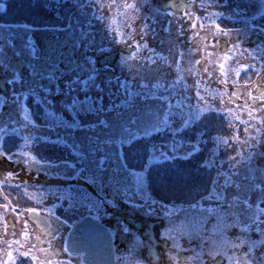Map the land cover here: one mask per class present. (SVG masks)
<instances>
[{"label": "flooded vegetation", "instance_id": "flooded-vegetation-1", "mask_svg": "<svg viewBox=\"0 0 264 264\" xmlns=\"http://www.w3.org/2000/svg\"><path fill=\"white\" fill-rule=\"evenodd\" d=\"M139 1L101 0L104 5L114 4L115 6L105 7L100 11L94 8L93 11H96L98 16L104 17L100 21L81 7V5L91 4L92 0L3 1L4 9L0 10V24L7 23L8 25L11 19L23 22L22 25L25 28L19 29L17 32L21 36L26 35L32 41L37 54L32 57L29 51L24 48L22 40H17L15 47L8 48L7 54L4 56L6 57L5 63L3 67H0V96L6 98L5 104L0 100V126H9L7 136L16 139L8 142L6 147L8 154L16 156L13 150L19 146L24 145L23 147L27 149H34L45 148L44 144H46L51 148H58L62 151L69 150L74 154L75 150L85 155L91 151L96 154V157H99L105 153L103 151L95 152L94 148L98 143L96 136L100 137V149L106 150V139L111 136L110 130L101 125L92 131L88 130L86 126L98 125L101 120L116 124L132 120L131 124L126 123L127 128L134 132L140 130L142 124H139L138 120L141 116L140 113L145 111L144 104L140 106V95H145L139 94L141 89L137 86L132 91L138 92V95L129 97L120 87V82L134 78L136 73L132 69H137L136 71L139 72L140 69L145 68L148 69L143 72L146 79H141L140 83L148 84L151 87L155 80L170 81L174 77L172 70L171 74L167 70L162 74L155 71L157 67L166 68L168 64L155 61L157 49L154 43L162 42L164 40L161 38L162 36H169L166 34L169 33V29L173 32L179 31V34L181 28L187 29L188 27L183 25V21L188 22L189 25L190 23L194 25L195 22V27L199 30L198 21L206 15L213 16L215 14L199 12L203 9L201 7L203 0H193L187 9H165L162 6L172 3L188 4L189 0H147V4L141 8ZM43 2L51 4L54 12L42 13L41 16H38L37 13H26L27 4H37L39 10H42L46 6L42 5ZM126 3H136L139 12L133 13L131 10L121 7ZM48 5L45 9L48 8ZM149 5L151 9H160V13L154 15L149 9ZM186 10L191 13V20L184 16ZM132 16H135V19H130ZM215 16L213 17L218 18V15ZM128 20H131L132 23ZM144 20H149L148 25L150 26L146 39L142 37L143 30L140 29L145 24ZM192 21L194 22L192 23ZM156 25L158 28H155ZM151 28H154L152 32ZM133 29H135L134 32ZM155 35L158 38H155ZM252 36L251 39L264 42V30H258ZM217 39L223 43L222 48L225 50L227 48L225 40ZM180 40L182 39L180 38ZM187 41L192 47H196L195 38ZM197 47L199 48V46ZM259 48L264 50V45ZM13 49L26 50L28 53L26 59L14 53ZM152 49L155 51H150ZM121 57H125L126 62L122 61ZM153 60L156 62L155 65L152 63ZM249 71L255 75L243 76L242 73L239 77V84L247 85L246 88L238 86L232 90V95L229 94L230 100H239L245 106L248 93L258 94L253 85L258 83L264 86V69L261 68V65L252 67ZM13 74L21 77L23 82L8 84V80L13 78ZM84 81L87 83L85 84ZM47 89L50 91H46ZM234 93H236L235 96ZM49 101L57 103L61 111L49 108ZM248 103L250 104L251 101ZM257 104L260 103L257 102L254 107ZM212 116H216V114ZM76 120L80 127L71 130L69 126ZM208 122L209 120L206 122L209 127L215 126ZM41 124L50 126L40 127ZM51 131H55L57 135L51 137L49 135ZM67 131H74V136L68 135ZM27 143L31 145L27 147L25 145ZM135 147L142 148L139 143H136ZM113 165L107 164L104 170L106 176L99 179L104 185L102 194L105 195L108 192L110 199L114 202V204L105 203L103 205L104 215L100 222L106 225L109 231L116 233L114 250H116V256L120 257L117 264H151L149 247L154 246L153 250L156 253H164L165 244L161 239V233L165 231L176 237L184 248L195 249L196 252H199L198 245L203 243H198L197 240L189 243L184 240L183 231L175 234L170 232L169 223L157 216L160 213L158 206L154 205L155 211H151L148 208L150 203L139 196L129 175L123 172L117 163ZM96 173L99 174V171L96 170ZM82 180L84 181V179ZM82 180H78V182H82ZM236 180V186L227 197L226 205L223 206L225 213H230L228 218L236 217L238 212L243 211L245 204L243 192L237 186L247 187L248 181L242 177ZM2 191L3 189H0V232L5 231V227H7V234L0 238V250H2L0 259H7L5 252L8 250H12L14 255H18L15 249L19 246L13 244L12 248H9V242L20 240L25 247L34 249L38 260H66L67 256L62 252L59 255H52L41 252L39 249H48L47 241H51L52 252L62 246L61 237H66L67 232L71 229L65 226L60 233L52 235H48V233L58 226L56 217L63 220L72 215L65 212L68 205L55 203L52 206L54 210H49L48 206L35 204L36 195L34 193L36 192L33 190L7 188L4 192ZM63 192L70 196L73 190H63ZM233 197H238L240 203L232 204ZM249 199L253 200L255 214L264 219V216H261V209H264V203L261 202L264 200V194L257 195L250 192ZM33 207L37 209L35 213L27 212L28 208ZM17 212L22 215L18 217ZM84 214L88 215L87 211ZM80 219L81 217L76 215L75 220H69L68 223L73 224ZM25 221L29 233L27 240L23 235ZM231 222L229 219L226 223L230 224ZM123 226H127L129 231L124 232ZM228 229H230V234L233 231H238V229ZM178 234L181 235L178 236ZM53 236L56 238L54 239ZM168 246H171V241ZM20 250L23 251L24 248H20ZM187 255H193V253H187ZM166 259L165 255L164 260ZM21 262L37 264V261L18 257L17 264H21ZM73 264H76L75 260H73ZM161 264H164L163 260ZM192 264H197V262L193 260ZM223 264H228L227 259L223 261Z\"/></svg>", "mask_w": 264, "mask_h": 264}, {"label": "rangeland", "instance_id": "rangeland-1", "mask_svg": "<svg viewBox=\"0 0 264 264\" xmlns=\"http://www.w3.org/2000/svg\"><path fill=\"white\" fill-rule=\"evenodd\" d=\"M3 1L0 0V4L4 3ZM143 3L144 0H140L139 6ZM202 4L204 7L199 12L214 13L218 18H214L215 15H206L197 22L199 30L192 27L191 23L189 25L183 21V25L188 28L183 30L182 35L179 31L173 32L169 29L166 34L170 37L162 36V42L154 43L157 49L155 61L173 65L171 70L174 77L170 81H154V84L159 82L166 87L176 81L174 88L169 89L170 101L140 95V106L144 104L145 108L138 120V123L142 124L140 130L134 132L127 128L126 123L132 120L118 124L109 122L111 127L107 129L110 130L111 136L105 138L106 150L100 149V152L103 151L109 156V165L117 163L120 169L129 175L136 189L137 176L134 174L146 171L148 179L143 189L137 190L139 196L146 202L155 200L158 203L156 205L160 213L157 216L169 223L170 232L175 234L183 231V238L187 241L191 234V241L197 240L198 243H204L205 240L216 242L221 239L222 233L230 235V229L226 231L225 227L230 213H225L223 206L236 186V179L246 175L245 161L248 149L244 141L247 135H255V132L245 123L249 120L247 106L239 100H230L229 94L232 95V90L238 86L246 88L247 85L239 84L240 74L251 75L249 69L260 65L262 68L264 64V50L259 48L264 42L251 39L258 30H264V0H203ZM42 5L47 6L48 3L43 2ZM50 5L39 10L37 4H27L26 13H37L41 16L42 13L54 12ZM128 21L132 23L131 20ZM144 22L148 24L149 20ZM22 24L21 21L11 19L8 26L18 31L25 28ZM217 24L220 29H217ZM143 26L140 29L143 30ZM155 28H158V25ZM153 30L154 28L150 29L151 32ZM155 38H158L157 35ZM194 38L196 47H192L187 41ZM217 38L225 40V50L222 48L223 43L217 41ZM12 51L24 59L28 55L24 49ZM4 56L6 54L0 47L1 65L5 63ZM196 60H200L201 64L196 65ZM221 64L224 65V72H221ZM205 68L208 69L207 72L204 71ZM225 79L226 83L223 82ZM0 100L4 101V98L0 96ZM48 107L52 110L61 109L53 101L48 102ZM255 107L259 108L260 104ZM166 118L167 125L163 123ZM185 120L190 122L185 125ZM207 120L215 126L209 127ZM8 127L0 126V147L5 152L8 142L16 140L7 136ZM245 128H248V134L245 133ZM67 133L74 136V131ZM49 135L54 137L57 134L51 131ZM122 137L125 140L123 144L119 143ZM136 143L142 148L137 149ZM25 145L29 147L31 144ZM23 146L13 150L16 156L13 155L12 160L0 156L2 192L7 188L33 190L36 192L35 204L48 206L49 210H54L52 206L55 203L68 205L69 197L82 204L99 201H103V205L114 204L108 192L102 194L104 185L99 179L106 176V171L96 173L93 166L95 153L92 154L91 161L86 163V170L80 176L68 168L59 169V175L56 170L45 175L44 171L37 172V168L44 161L54 165L63 161L73 163L76 162V155L69 150L62 151L46 144L45 148L34 149ZM259 151H264V147ZM160 153L167 154V158L161 157ZM125 161L126 166L122 168L121 165ZM257 163L264 167V158L258 157ZM79 167L78 165L77 168ZM9 171L17 174V178L5 182ZM226 179L229 181L227 184ZM63 190L73 192L69 196ZM217 194H222L225 199H218ZM160 204L168 205V215L160 209ZM253 204L252 199L244 204L243 210L250 207L246 216L255 213ZM6 234L7 231L0 232V238Z\"/></svg>", "mask_w": 264, "mask_h": 264}, {"label": "snow or ice", "instance_id": "snow-or-ice-1", "mask_svg": "<svg viewBox=\"0 0 264 264\" xmlns=\"http://www.w3.org/2000/svg\"><path fill=\"white\" fill-rule=\"evenodd\" d=\"M193 0H189L188 4H165L163 8H185L187 9ZM147 4V0H144V4H141L140 7H144ZM114 4L104 5L101 3V0H92L91 4L81 5L86 11H89L93 14V18L100 21L103 20V16H98L96 11H93L95 8L97 11H100L107 8L114 7ZM121 7L125 9L131 10L133 13H138L139 8L136 3L131 4H123ZM149 9L153 12L154 15L160 13V9H151L150 5ZM201 7H204L201 4ZM4 9V5L0 4V10ZM127 15V14H126ZM184 16L189 20L192 19V15L187 10L184 12ZM130 19H135V16L130 17ZM87 23V22H86ZM195 27V25H193ZM217 29H220V25H216ZM148 24H144L143 31L141 33L143 38H147L149 35ZM135 29H133V32ZM180 34H183V29L181 28ZM227 35V33H225ZM123 35V34H122ZM239 40V37H237ZM17 40H22L24 48L29 51L32 57H35L36 49L32 41L26 36H21L18 34L17 30L11 28L7 25V23L0 24V47L3 48L5 54H7V50L9 47H15ZM139 47V45H137ZM147 47V44H145ZM150 51H155L154 49ZM122 61L126 62L125 57H121ZM162 59H164L162 57ZM227 59V57H225ZM152 63L155 65L156 62L153 60ZM196 65H200L201 61L196 60ZM172 64H168L167 67H157L155 71L158 74H162L164 71H168L171 74ZM3 67V65H0ZM264 68V65H262ZM221 72H224V65H220ZM137 69H132L136 73L134 78L131 80L125 79L120 82V87L125 90V93L129 97H134L138 95V92H133L132 89L134 87H139L141 91L139 94L156 97L163 100H170V91L169 89H173L176 81H173L172 85L164 86L161 83H156L149 87L148 84L140 83L141 79H146L143 76V72L148 69H140L139 72ZM177 70H179V66L177 65ZM7 71V69H5ZM205 72L208 71L207 68L204 69ZM199 74V73H197ZM226 75V74H225ZM239 76V72L237 73ZM22 78L16 74H13V78L8 80V84H20L22 83ZM224 83L227 82L225 79ZM86 84L87 81H84ZM254 90L258 94H247L246 106L248 109V117L249 120L245 123L249 124L255 135H247L246 143L247 145V160L245 161L246 175L244 176V180L248 181V186L238 185L237 187L241 188L244 195V203H248L249 193L252 192L254 194H264V167H260L257 163V158H264V151H259L260 148L264 147V115H260V113H264V86L260 84L253 85ZM161 89H163L161 91ZM46 91H50L47 89ZM234 96L236 93L233 94ZM6 98L4 97L5 104ZM248 101H251L249 104ZM259 102L260 107L256 108L254 105ZM177 104H180V101H177ZM201 113L198 111V115ZM238 118V117H237ZM167 118L164 120V124L167 125ZM190 121L185 120L184 123L187 125ZM35 123V122H33ZM103 126L104 128H110L107 120L99 121V124H93L90 126H86L88 130L95 131L98 126ZM50 125L41 124L40 127H48ZM70 129H75L80 127L78 121H74L70 124ZM123 128V126L121 127ZM127 131V129H123ZM248 128H245V133L248 134ZM46 139V138H45ZM97 144L94 148L95 152H100V137L96 136ZM227 141H225L226 143ZM119 143H125L123 137L120 139ZM0 145H2V140H0ZM93 152H88L87 155L77 151L75 153L77 159L75 163H70L68 161H63L61 164H52L49 161H44L40 167L37 168V172L44 171L45 175H48L49 172L56 170V174L59 175V169L68 168L76 172L77 175L83 173L86 168L85 165L90 161ZM191 154V153H189ZM0 156H3L5 159L12 160L13 155L8 154L3 151L2 147H0ZM160 156L163 158H167V154L160 153ZM119 158V157H118ZM235 159V158H232ZM109 156L105 153L96 157L94 162V168L98 171H104L106 169V165L108 164ZM39 163V162H38ZM126 161L121 165V167L126 166ZM80 166L79 169L77 166ZM67 175V174H65ZM137 176L136 187L138 191L143 189L144 183L148 179V174L146 171H143L139 174H134ZM17 178V174L12 171L7 173L5 178V182L11 181ZM95 181V180H93ZM229 181L226 179L225 183L227 184ZM217 198L224 200L222 194H217ZM264 203V200L261 201ZM240 200L238 197L232 198V204H239ZM158 204L155 200H152L150 204H148V208L151 211H155L154 205ZM195 207V205H192ZM231 207V205H229ZM160 209L165 211V215H168V205L160 204ZM37 211L36 208H28L27 212L35 213ZM85 211H87L88 215H85ZM66 213H71L66 219L61 220L59 217H56L57 227L53 228L48 235H52L53 233H60L62 228L65 226L71 231L67 232L66 237L62 238V246L57 249L55 252L51 250V241H47L49 243V248L44 249L41 248L39 251L44 253H51L52 255H59L61 252L66 254L67 259L63 261H52V260H38L33 248L25 247L20 240H15L9 242V248H12V245H18L19 247L15 249L18 255H14L12 250H8L5 252L7 259H0V264H17L18 257L28 258L29 261H37V264H73V260L76 261V264H117L120 257L116 256V250H114V237L116 233L111 232L107 229L104 230L103 235L106 238V242H104L103 247H98L96 241L101 238V234L96 230H84V225L89 223H99L104 215L103 201L99 202H90L88 204H82L75 201L73 198H68V207L65 209ZM250 212V207L244 209L241 212H238L236 217H230L231 223L227 224L226 231L228 228L238 229V231L231 232L230 235L221 234V239L216 242H205L202 245H198L200 248L199 252H196L195 249H186L184 246L179 243V240L176 237L170 235L167 231L161 233V239L165 244V252L164 253H156L154 252V246L149 247V257L151 259V264H161L163 260L164 264H192L193 260L197 262V264H223V261L227 259L228 264H264V219L255 213H251L249 215H245ZM22 214L17 212V216L20 217ZM79 215L81 220L76 221L73 224H69V220H75V216ZM261 216H264V209H261ZM82 221V222H81ZM7 227H5V231ZM123 231L128 232L129 229L127 226H123ZM25 240L28 239L29 233L27 231V222L25 221V230L23 232ZM55 239L56 237L53 236ZM169 241H171V246H168ZM189 243L191 242V234H189ZM20 248H24L23 251ZM2 251V250H0ZM187 253H193V255H187ZM166 255L167 259L164 260V256ZM23 264V262H21Z\"/></svg>", "mask_w": 264, "mask_h": 264}, {"label": "water", "instance_id": "water-1", "mask_svg": "<svg viewBox=\"0 0 264 264\" xmlns=\"http://www.w3.org/2000/svg\"><path fill=\"white\" fill-rule=\"evenodd\" d=\"M82 222V221H81ZM89 229H92V230H96L98 231L99 233H101V238H99L96 243H97V246L98 247H103V244L105 241V237L103 235V232L105 229H107L106 225H103L100 221L99 223H89L87 225H84V230H89ZM108 230V229H107ZM71 231V230H70Z\"/></svg>", "mask_w": 264, "mask_h": 264}]
</instances>
